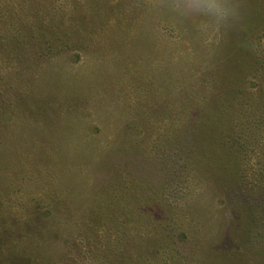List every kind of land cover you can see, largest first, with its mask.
<instances>
[{
  "label": "rangeland",
  "instance_id": "rangeland-1",
  "mask_svg": "<svg viewBox=\"0 0 264 264\" xmlns=\"http://www.w3.org/2000/svg\"><path fill=\"white\" fill-rule=\"evenodd\" d=\"M219 2L0 0V264H264V0Z\"/></svg>",
  "mask_w": 264,
  "mask_h": 264
},
{
  "label": "clouds",
  "instance_id": "clouds-1",
  "mask_svg": "<svg viewBox=\"0 0 264 264\" xmlns=\"http://www.w3.org/2000/svg\"><path fill=\"white\" fill-rule=\"evenodd\" d=\"M159 8L175 13L183 19L199 20L200 27L214 24L218 29L227 27L239 18L240 5L226 6L219 0H185V11L179 10L175 0H159Z\"/></svg>",
  "mask_w": 264,
  "mask_h": 264
},
{
  "label": "trees",
  "instance_id": "trees-1",
  "mask_svg": "<svg viewBox=\"0 0 264 264\" xmlns=\"http://www.w3.org/2000/svg\"><path fill=\"white\" fill-rule=\"evenodd\" d=\"M74 4L75 3L73 1L71 3H67L66 4L67 5V9L69 10L68 14H70V15L73 14V13H75V12H78V10H74L77 7ZM4 6L6 7V5H4ZM83 12H87V10H85ZM6 17L11 18V16L9 15V13L6 15Z\"/></svg>",
  "mask_w": 264,
  "mask_h": 264
}]
</instances>
